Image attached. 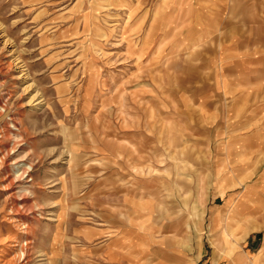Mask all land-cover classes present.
Here are the masks:
<instances>
[{"label": "rangeland", "instance_id": "rangeland-1", "mask_svg": "<svg viewBox=\"0 0 264 264\" xmlns=\"http://www.w3.org/2000/svg\"><path fill=\"white\" fill-rule=\"evenodd\" d=\"M0 132L1 262L252 260L264 0H0Z\"/></svg>", "mask_w": 264, "mask_h": 264}, {"label": "crops", "instance_id": "crops-1", "mask_svg": "<svg viewBox=\"0 0 264 264\" xmlns=\"http://www.w3.org/2000/svg\"><path fill=\"white\" fill-rule=\"evenodd\" d=\"M126 125H128L127 122H126ZM131 203L134 205V207L136 208L135 211L137 212L143 208L145 201L137 197V199L133 200ZM252 225L253 224H251V222L246 223V225L244 226V229L252 230ZM214 247H215V250H214V254L212 258L213 264H218V262L221 260L225 261L227 264H246L248 261H250L253 264H264V245L259 250V252L254 255V258L252 260H250V257L247 254H244L242 252L235 254L234 247H232V251L229 254L226 253L225 242L221 240V238L217 239ZM173 260H174V257H173Z\"/></svg>", "mask_w": 264, "mask_h": 264}, {"label": "bare ground", "instance_id": "bare-ground-1", "mask_svg": "<svg viewBox=\"0 0 264 264\" xmlns=\"http://www.w3.org/2000/svg\"><path fill=\"white\" fill-rule=\"evenodd\" d=\"M1 131H2V130H1ZM5 131H6V130H5ZM0 133H1V132H0ZM2 133H5V132H2ZM5 137H6V136H5ZM0 150H1V149H0ZM0 153H1V151H0ZM4 153H5V151H4ZM6 153H7V152H6ZM9 154H10V152H9ZM2 155H3V154H2ZM6 155H7V154H5V156H6ZM0 156H1V155H0ZM0 158H2V157H0ZM7 158H8V157H7ZM3 160H4V159H3ZM1 164H3V163L1 162ZM4 164H5V163H4ZM6 165H7V164H6ZM0 166H1V165H0ZM1 169H2V168H1ZM0 172H1V170H0ZM0 174H1V173H0ZM22 174H23V176L20 177V181H21V180L23 181V179H25V177L28 178L30 172L27 170V171H23ZM1 178H2V177H1ZM6 178H7V177H6ZM20 181L18 180V182H20ZM18 182H17V183H18ZM8 183H9V182H8ZM26 183H29V182H26ZM11 184H12V182H11ZM7 188H8V187H7ZM12 202H13V201H12ZM12 206H14V205H12ZM11 210H12V209H11ZM13 210H14V209H13ZM13 210H12V211H13ZM9 212H10V211H9ZM27 227H28V226H27ZM12 239H13V238H12ZM26 240H27V239H26ZM16 247H17V246H16ZM22 251H24V250L21 249L20 254H21ZM15 252H16V251H15ZM18 252H19V250H18ZM18 252H17V253H18ZM20 254H19V255H20ZM22 254H23V253H22ZM4 258H5V257H4ZM14 258L16 259V257H14ZM18 258H19V257H18ZM12 259H13V258H12ZM12 259H11V260H12ZM20 259H21V258H20ZM3 262H4V261H3ZM3 262H1V260H0V264H10V262L8 263V261H7V262L5 261L4 263H3ZM14 263H15V262H14Z\"/></svg>", "mask_w": 264, "mask_h": 264}]
</instances>
